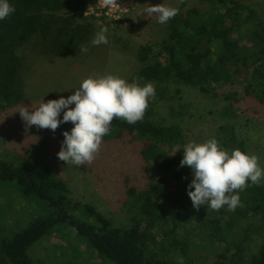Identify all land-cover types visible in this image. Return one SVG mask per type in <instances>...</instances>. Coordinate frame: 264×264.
Here are the masks:
<instances>
[{
  "label": "trees",
  "instance_id": "16d2710c",
  "mask_svg": "<svg viewBox=\"0 0 264 264\" xmlns=\"http://www.w3.org/2000/svg\"><path fill=\"white\" fill-rule=\"evenodd\" d=\"M97 1L9 0L15 12L0 20V117L31 105L33 80L23 59H33L36 75V65L47 58L82 66L83 75L85 64H100L99 46L91 44L99 31L97 18L83 14ZM208 1L206 11L182 3L178 15L163 24V36L141 46L136 68L117 73L156 89L143 120L114 119L100 150L105 157L136 152L130 167L117 165L137 207L130 224L74 199L70 184L50 165L0 152V184H16L42 208L27 226L0 238V264H36L31 247L57 230L68 231L96 254L86 264H264V179L238 190L234 211L224 206L209 218L192 207L187 189L192 169L180 166L191 141L214 137L229 152L251 153L246 122L251 110L264 114V16L240 0ZM81 45L88 47L86 53ZM109 55L110 68L117 55ZM167 103L179 106L172 118L160 111ZM199 216L210 225L206 246L185 229ZM176 252L188 261L175 259Z\"/></svg>",
  "mask_w": 264,
  "mask_h": 264
},
{
  "label": "rangeland",
  "instance_id": "374dc122",
  "mask_svg": "<svg viewBox=\"0 0 264 264\" xmlns=\"http://www.w3.org/2000/svg\"><path fill=\"white\" fill-rule=\"evenodd\" d=\"M240 1L259 9L264 16V0ZM184 2L205 11L211 8V3L208 0H183V2L181 0H133L132 8L118 17L95 16L99 30L102 27H108L109 43L99 45V54L102 60H100V64H85L84 75L82 66L73 64L69 67L67 63L50 58L37 60L43 61L36 65L35 72L40 73L36 75L31 70L33 59H23L25 66H29L26 68V74L33 80L30 91L32 94L31 105L26 108L32 111L42 101L47 102L62 96L67 98L74 94L75 89L90 76L97 77L101 73L104 75L125 74L127 69L129 72L134 70L137 66L136 60L141 46L155 42L163 36V24L157 22L156 14L149 15L146 9L151 5L162 3L180 8ZM113 52H116L117 56L113 58L109 68V56H111L109 54H113ZM71 63L73 62L71 61ZM108 69L109 73H106ZM189 106L191 107V105ZM21 108L0 117V152L18 154L23 159H29L31 163L38 161L50 165L70 184L71 195L74 199L90 202L119 223L129 225L137 207L123 187L120 176L117 174V165L125 164L122 168L130 167L132 165L130 162L133 163L137 159L136 152L131 150L127 154L121 153L120 155L115 152L113 157H105L100 151L91 164L85 163L80 166L67 164L59 160L57 154L65 139L63 133L70 132L72 129L68 125L69 122L61 123L55 132L36 126L34 129L32 126L28 127L22 120L18 112ZM178 110L177 103H174V106L167 103L160 111L167 118H172ZM59 119L63 120V111ZM249 119L245 129L249 135L252 134L251 153L262 159L264 158V114L251 110ZM115 154L119 158H115ZM260 165L264 166V160L260 162ZM33 204V201L29 200L28 196L16 184H0V238L7 237L13 231L27 226L36 217L42 208ZM191 205L193 207V204ZM199 210L201 216L205 214L209 218L217 215L220 211L208 210L206 205L201 206ZM201 216L196 220L188 221L185 224V229L190 231L196 243L204 242L206 246L210 240L208 234L210 225L207 218H205V224L202 223ZM185 229H181L180 234L184 233ZM67 232L57 230L50 238L46 236L31 247V254L36 264H86L96 257L90 248L74 239L72 234ZM256 247L257 244L254 243L249 249L254 251ZM249 249L247 248L245 253H249ZM186 251L187 257L192 256V249ZM170 253L173 254V252ZM175 259L188 261L182 252H176Z\"/></svg>",
  "mask_w": 264,
  "mask_h": 264
},
{
  "label": "clouds",
  "instance_id": "9594fccd",
  "mask_svg": "<svg viewBox=\"0 0 264 264\" xmlns=\"http://www.w3.org/2000/svg\"><path fill=\"white\" fill-rule=\"evenodd\" d=\"M103 2L108 6L116 4V0ZM146 11L149 15L156 14L160 24H166L179 13L178 8L165 3L151 5ZM14 12L15 8L9 0H0V20ZM108 31V27H102L95 33L91 44L107 45ZM87 51V46H80V52ZM155 94L156 89L151 82L141 86L136 80L130 83L114 74L90 76L67 98L62 96L42 101L32 111L24 107L18 112L28 127L35 125L53 132L61 123L71 122L74 127L70 132L63 133L65 139L57 155L59 160L67 164L80 166L91 164L95 160L101 150L103 137L110 134L114 119H121L129 124L143 120L149 100ZM73 104L75 107H70ZM62 111L63 120L59 119ZM183 153L180 166L192 169L194 178L188 185V195L197 210L206 205L208 210L219 211L226 205L229 211H234L240 204L238 190L248 187L249 181L252 185L259 186L264 179V167H261L260 158L256 154L239 148L229 152L214 137L202 143H187Z\"/></svg>",
  "mask_w": 264,
  "mask_h": 264
},
{
  "label": "built area",
  "instance_id": "2783aa9c",
  "mask_svg": "<svg viewBox=\"0 0 264 264\" xmlns=\"http://www.w3.org/2000/svg\"><path fill=\"white\" fill-rule=\"evenodd\" d=\"M133 0H116V4L108 6L103 0H98L94 5L83 11L86 16H108L115 18L128 12L132 8Z\"/></svg>",
  "mask_w": 264,
  "mask_h": 264
}]
</instances>
